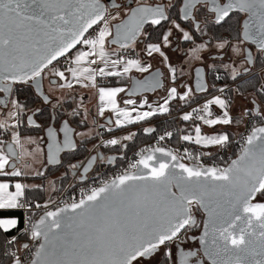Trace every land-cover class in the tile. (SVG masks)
Here are the masks:
<instances>
[{
    "label": "snow or ice",
    "instance_id": "snow-or-ice-1",
    "mask_svg": "<svg viewBox=\"0 0 264 264\" xmlns=\"http://www.w3.org/2000/svg\"><path fill=\"white\" fill-rule=\"evenodd\" d=\"M0 94V264H264V0H0Z\"/></svg>",
    "mask_w": 264,
    "mask_h": 264
},
{
    "label": "trees",
    "instance_id": "trees-1",
    "mask_svg": "<svg viewBox=\"0 0 264 264\" xmlns=\"http://www.w3.org/2000/svg\"><path fill=\"white\" fill-rule=\"evenodd\" d=\"M112 79V81L114 82V80H115V78H111ZM126 82V81H125ZM217 84H218V82H216ZM221 83H223V81L221 82ZM20 99H24V96L22 95L21 97H20ZM29 106L30 107H32L33 105L31 104V102H29ZM67 109H69L70 110V108H68L67 107ZM50 113H51V108L50 107H44L43 108V112L42 113H38V115H37V119H38V121H39V123H43L49 116H50ZM174 114H177V112L174 110L173 111V113L171 114V115H174ZM62 115V114H61ZM159 118H161V117H156V118H153V121H155V120H157V119H159ZM75 120H79L80 119V117H76V118H74ZM175 121V119L174 118H172V119H170L169 121H166V126H163L162 125V123L158 126V128H157V133H159V132H161L162 133V131L164 130V129H166V128H170V129H172V130H175V128L177 127V122H174ZM24 123H26V122H24ZM25 126H26V124H25ZM75 126H77V125H75ZM83 128H85L83 125H81V126H79L78 127V129L79 130H81V129H83ZM22 131H24V129H22ZM41 133V131H36V130H33V129H27L26 130V134H30V135H35V134H40ZM155 135V134H154ZM154 138V136L153 137H145L144 136V134L142 133V131L138 134V136H137V138H135V140L134 141H131V142H129V148L127 149V155L129 156L133 151H135L136 150V148H139L140 146H142L143 144H145V143H147V142H149V141H151L152 139ZM176 136H174V142L176 143ZM88 146H90V144L88 145ZM104 154H115V152H113V151H108V152H104ZM117 154V153H116ZM118 155V154H117ZM84 157L83 156H79V157H77V159H83ZM106 164V163H105ZM124 163H120L119 162V160H118V163L115 165V166H122ZM107 165V167H112L113 165H109V164H106ZM57 174V173H56ZM71 177H67L66 178V180L64 181V183H63V185H62V187L65 185H67L68 183H70L71 182V180L72 179H70ZM29 181H31V178H29ZM36 181H39V179H37ZM64 188V187H63ZM5 214H7V213H5ZM14 215H16L17 217H19L20 218V220H21V225L20 226H22V219H23V215H22V213L20 212V211H16V212H14L13 213Z\"/></svg>",
    "mask_w": 264,
    "mask_h": 264
},
{
    "label": "crops",
    "instance_id": "crops-1",
    "mask_svg": "<svg viewBox=\"0 0 264 264\" xmlns=\"http://www.w3.org/2000/svg\"><path fill=\"white\" fill-rule=\"evenodd\" d=\"M173 56H174V55H173ZM150 62L153 63V68L150 69V72L153 71L154 69H158V68H160L161 63H159L158 61H150ZM146 74H148V73H144V74L135 73V72L132 73V75H136V76L139 77V78L143 77V76L146 75ZM179 77H181V76L178 75V83H180V82H189V81H188L189 79H188L187 76H184V77H182V78H179ZM167 82L170 83V81H167ZM190 82H191V81H190ZM105 83H108V81H105ZM191 84H192V82H191ZM80 91H84V94H85V95H91V94H92V93L89 92L88 90H78V92H77V93H73V95H77V96H78ZM159 92H160V91H159ZM159 92L152 94V95H151L152 97H149L150 95H147V96L150 98V100H151V99H157L159 95H163V94H164L163 91L161 92V94H158ZM59 94H60L59 92L56 93V95H59ZM121 95L123 96L124 94H121ZM53 103H55L54 100H53ZM86 103H87V101H86ZM64 104H66V106H67L68 108H71V107H74V106H75V105L73 104V102H72L70 99H65ZM94 104H95V100L93 99L92 104L89 105V107L92 109L93 112H95V108L92 107V105H94ZM63 110H64V108H63ZM159 117H161V118H159V119L153 121V126H156L157 128H158V126H159L161 123H162L163 126H166V124H167L166 121H169V120L172 119V118L175 119L174 122H177V127H185L186 129L189 127V126L186 124V122L179 121V113L174 114V115H171V116H159ZM34 118H35V117H34ZM90 119H91V117H90ZM100 122L103 123V120H101ZM72 126H73V127H77V126H75V124H73ZM89 126H91V125H89ZM217 127H220V126H217ZM78 130H79V129H78ZM84 130H85V128L81 129L80 131H84ZM133 130H135V129H133ZM203 131L206 132V133H210V132L212 131V129L208 128L207 126H204V127H203ZM128 143H129V142H128ZM89 147H91V145H90ZM108 151H110V150H108ZM105 155L108 156V155H117V154L115 153V154H105ZM94 168H95V167H94ZM69 176H70L71 179H72L71 181H73L74 178H73L70 174H69ZM0 179H3V178H0ZM76 181H77V180H76ZM29 182H32V181H29ZM35 182H39V181H35ZM77 182H78V181H77Z\"/></svg>",
    "mask_w": 264,
    "mask_h": 264
},
{
    "label": "built area",
    "instance_id": "built-area-1",
    "mask_svg": "<svg viewBox=\"0 0 264 264\" xmlns=\"http://www.w3.org/2000/svg\"><path fill=\"white\" fill-rule=\"evenodd\" d=\"M193 106H195V105H193ZM188 110H190V109H188ZM167 129H168V130H172V129H170V128H167ZM163 131H164V130H163ZM163 131H162V133H161V132L156 133V134L154 135V137L163 134ZM172 131H174V130H172ZM174 136H175V132H174ZM155 143H156V139L153 138L151 141H149V142L143 144V145L140 146L139 148H141V147H145V146H150V145H153V144H155ZM183 143H184V142H181V144H183ZM161 144H162V145H167L168 147H176V146H177V144L174 142V137H173V140L171 141V143H169V142L167 141V139H166L165 141H162ZM190 147H194V146H190ZM139 148H136L135 151H138ZM101 151H103V152H108V149H103V148H102ZM135 151H133L128 157H129V158H134V152H135ZM227 155H231V153H230V152H229V153H226V154H225V158H226ZM216 158H217V160H219V156H217ZM205 159H206L208 162H211V158H205ZM123 167H126V163H124L122 166H114V165H113V166L110 167V168L107 167L106 164H97V165L95 166L94 170L89 174L90 179H89L88 181H86L85 183H93L94 180H98L100 177H97V176H96V172H97V171H99V172L102 174V176H103L104 178H107V177L111 176L112 174H114L115 171H117V170H122ZM69 184H70V183H69ZM69 184H68L67 186L64 187L65 189H67V192L65 193V195H66V196L75 195V196L78 197V196H79V187L82 186V185H80L76 180H73V182H71V184H75V185H76L75 190H73L72 188L69 187ZM19 211H20V212L22 213V215H23V210H19ZM22 220H23V219H22Z\"/></svg>",
    "mask_w": 264,
    "mask_h": 264
},
{
    "label": "rangeland",
    "instance_id": "rangeland-1",
    "mask_svg": "<svg viewBox=\"0 0 264 264\" xmlns=\"http://www.w3.org/2000/svg\"><path fill=\"white\" fill-rule=\"evenodd\" d=\"M170 55H172L171 53H170ZM173 62L175 63V65L179 68L180 66H181V62L180 61H177L176 60V58H175V56H173ZM197 65H193L192 67H191V69H189L188 68V66L187 65H185V69H186V71H190V75H185V76H187L188 77V81H192V79H193V71H194V67H196ZM160 68L161 69H165V67L161 64L160 65ZM166 70V69H165ZM167 71V70H166ZM182 77H184V76H181V77H179V78H182ZM167 83H169V82H167ZM222 84V83H221ZM46 91H47V93H48V90H49V85L48 84H46ZM158 94H161V92H159ZM149 97H152L151 95L149 96ZM53 100L55 101V97L53 98ZM63 110V109H62ZM33 136H42L41 134H35V135H33ZM233 150H235V146H234V148H233ZM57 175H58V173H57ZM71 182H73V181H71ZM71 182H70V184H71ZM69 184V183H68ZM67 184V185H68ZM63 185V184H62ZM66 185V186H67ZM63 187H65V185L63 186Z\"/></svg>",
    "mask_w": 264,
    "mask_h": 264
},
{
    "label": "flooded vegetation",
    "instance_id": "flooded-vegetation-1",
    "mask_svg": "<svg viewBox=\"0 0 264 264\" xmlns=\"http://www.w3.org/2000/svg\"><path fill=\"white\" fill-rule=\"evenodd\" d=\"M194 69H195V67H194ZM217 82H218V85H220L222 81H217ZM46 84H48L47 80H45V82H44V91H45V93L47 94L46 87H45ZM33 92H34V90H33ZM160 92H162V91H160ZM0 95H2V94H0ZM46 106L51 108L50 105H44L43 108L46 107ZM63 108H64V109L67 108L66 104H63V107L60 108V109H58V111L60 112V114H63V112H64V110H62ZM37 115H38V113H36V115H35V119H37ZM25 122H26V119H25ZM37 122L39 123L38 119H37ZM25 124H26V123H25ZM40 134L43 136L44 133L41 132ZM50 167H51V166H50ZM69 177H70V176H69ZM70 179H71V178H70ZM74 180H75V179H74Z\"/></svg>",
    "mask_w": 264,
    "mask_h": 264
},
{
    "label": "water",
    "instance_id": "water-1",
    "mask_svg": "<svg viewBox=\"0 0 264 264\" xmlns=\"http://www.w3.org/2000/svg\"><path fill=\"white\" fill-rule=\"evenodd\" d=\"M108 2H110V0H108ZM112 47H114V46H112ZM161 72H165L166 73V70L165 69H161V68H158ZM157 69H154L153 71H151V72H155ZM146 75H148V74H146ZM137 79H142L143 77H141V78H139V77H137L136 75H134ZM166 83H167V81H165ZM192 86L194 87V85H195V69H194V71H193V79H192ZM159 91H163V90H158L157 92H159ZM152 94H154V93H145V95H152ZM62 135V134H61ZM43 136H44V134H43ZM45 139H46V137H45ZM45 151H46V149H45ZM96 166V165H95ZM94 166V167H95ZM92 172V171H91ZM90 172V173H91ZM89 173V174H90ZM79 183V182H78Z\"/></svg>",
    "mask_w": 264,
    "mask_h": 264
}]
</instances>
